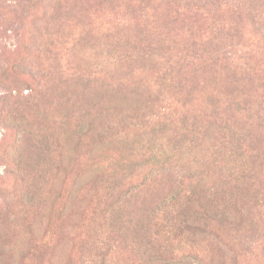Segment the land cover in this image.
Masks as SVG:
<instances>
[{
	"label": "rangeland",
	"instance_id": "obj_1",
	"mask_svg": "<svg viewBox=\"0 0 264 264\" xmlns=\"http://www.w3.org/2000/svg\"><path fill=\"white\" fill-rule=\"evenodd\" d=\"M30 2L0 0V264H264V0ZM198 183L251 246L181 222Z\"/></svg>",
	"mask_w": 264,
	"mask_h": 264
},
{
	"label": "trees",
	"instance_id": "obj_2",
	"mask_svg": "<svg viewBox=\"0 0 264 264\" xmlns=\"http://www.w3.org/2000/svg\"><path fill=\"white\" fill-rule=\"evenodd\" d=\"M16 1V8L19 7H24V6H29L31 4L30 1L33 0H15ZM54 10V8L51 6V12ZM177 14L180 15V17L176 18L175 20H179L182 21L183 20V16L181 14V11L179 9L176 10ZM192 12V11H190ZM198 10H195L193 13L197 14ZM211 17V15L209 16ZM207 19V18H206ZM210 21L214 22V20L208 19L206 22L208 23ZM216 21V20H215ZM212 22H209L207 24V26H209V28H212L211 32H210V36L214 37L216 39L218 38H226V37H231V33L229 31V33H226L225 36L222 35V33L224 32V29L220 26L217 27V24L214 26V23L212 24ZM210 24V25H209ZM219 25V24H218ZM186 26L183 25V28H185ZM188 31L190 32V36L193 37L195 34L193 33V28L188 27ZM213 38V39H214ZM213 41V40H211ZM210 41V42H211ZM191 44V43H190ZM206 43H198L197 41H194V43H192L191 45L193 46H204ZM1 79V78H0ZM211 79H216V76H213L212 74V78ZM213 82L215 83L216 80H213ZM241 83L239 80L236 79H224L220 84H218V86L221 88V90L223 92H227L229 90L230 87L233 86V88L237 89L238 87H240ZM107 90H109L107 88ZM137 90H140L139 87L134 88L132 90H130V92L136 93ZM111 91L118 93L120 92V90L118 88L112 89ZM145 91V90H143ZM140 94L137 91V95ZM227 94H231V90H229L227 92ZM110 95V93H109ZM112 97H117V94H112ZM147 101V98L144 99V101L141 104H145ZM228 104H232V102H229ZM226 124V123H225ZM228 125V124H227ZM228 127V126H227ZM229 130L235 134L236 130L235 128H231L230 126L228 127ZM142 182H144V179L142 180ZM198 187H203V185H201L200 183H198L197 185H195L191 191H183V193L181 194L182 196H184V198L186 199V203L184 205H182V209L181 210H189L190 211V215L188 214V216H185L182 219V223L186 226H193L195 224L200 225L203 229L201 230V232L203 234H205L207 237L208 236H212V238L214 240H217L220 244L215 245L217 247L218 250H222L221 246H227V243L223 242V240L221 239V235H222V229L223 228H228L227 230H237L240 231L242 229H245L246 231V235L243 236L246 243L251 246L252 245V236L254 234V227H255V223L256 221L251 220L252 218H254L252 216V214H247L246 212V208L245 205L243 203L242 206H236L235 203H233L231 200H229L230 197H232L235 194H232L231 192L228 193V195H224L225 198L223 200H220V202L218 201V198L216 197L215 193L217 194V190L214 192H209L208 195H205L204 200H200L198 197V199H194V197H196L197 195H195L196 192V188ZM134 187H128V189L124 190V191H120V194H118L121 197H131L132 195H130L133 191ZM206 190L208 191V189H205V193ZM222 195V197H224ZM222 199V198H221ZM218 201V202H217ZM242 201V200H241ZM184 213H181L179 216H183ZM193 216V217H192ZM196 218V219H195ZM251 225V228H249V226ZM231 233H233L231 231ZM236 239V238H235ZM226 257V256H225ZM212 262L211 258L209 260V264ZM219 264H225V258L224 255H220L217 261ZM36 263H38V261H36Z\"/></svg>",
	"mask_w": 264,
	"mask_h": 264
}]
</instances>
